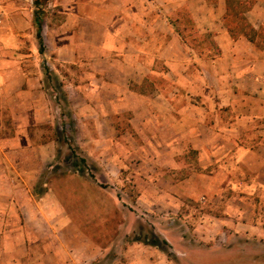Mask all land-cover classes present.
Returning <instances> with one entry per match:
<instances>
[{
    "label": "crops",
    "instance_id": "crops-1",
    "mask_svg": "<svg viewBox=\"0 0 264 264\" xmlns=\"http://www.w3.org/2000/svg\"><path fill=\"white\" fill-rule=\"evenodd\" d=\"M235 4L244 5L254 35H232ZM57 5L45 15L59 18L52 31L45 19L40 30L41 45L47 39L54 51L47 64L85 71L64 75L70 121L60 124L55 96L54 105L44 99V67L7 82L5 99H14L0 112L8 129L0 134V264L98 261L109 234L126 226L122 202L133 209L127 230L135 218L146 220L183 264H264V0ZM185 18L191 29L182 31ZM189 31L210 42L190 40ZM61 125L73 130L85 163L98 167L96 179L135 183L130 202L122 186H94L73 169L52 132ZM62 164L65 171L53 168ZM199 193L198 206L191 198ZM189 208H200L199 216L190 219ZM173 219L187 234L164 226Z\"/></svg>",
    "mask_w": 264,
    "mask_h": 264
},
{
    "label": "rangeland",
    "instance_id": "rangeland-1",
    "mask_svg": "<svg viewBox=\"0 0 264 264\" xmlns=\"http://www.w3.org/2000/svg\"><path fill=\"white\" fill-rule=\"evenodd\" d=\"M41 5L36 6L32 4V0H0V112L3 110L4 107H6L8 104H12V100L14 98H11V100L5 99V88L7 86V82L14 79V77H17L20 75V70H26L25 72H28L29 74H33L36 72L38 68H47L46 72V78L44 77L43 70H42V78L45 79L44 84L47 83L48 86H46V93L48 96L44 97V99L49 103V105H54L53 101V95L55 96V99L57 103L59 104L60 108L62 109V116L64 117H58L56 116V120L58 124H60L59 119L65 120L66 122L70 121L69 116L66 114L68 113V107H69V101L66 97V91L64 89V83L65 76L68 77L69 75L74 77L75 75L78 78H81L80 75L83 71H85V67L81 65H71V64H63L58 68V72L51 69L50 64H47V61L50 62L51 57L54 55V51L50 47L51 41H47V39L44 40V44H39L37 38H36V27L34 25L33 17L35 14H37L41 20V26L44 25V19L45 15L47 13H51L53 9H56L58 6V0H47L44 3V0H40ZM63 1H60L62 3ZM49 3V4H48ZM55 4V6L53 5ZM244 8V5L235 4L234 10H235V18H231L229 23H235L234 26L235 29H237L236 33H232V35L238 36L241 33L244 35H254L250 31H248V25L246 24V21L244 20L243 16L240 14L242 9ZM115 12V11H114ZM111 22L114 24L116 23V12L111 13ZM59 18L53 17L51 14L47 16V19H45V22L49 24V30L48 32L52 31L53 28V22L54 20H58ZM64 18H62V21ZM178 27V26H177ZM180 28V26H179ZM182 31L190 30V22L186 20V18L183 21V26H181ZM42 30V27H41ZM44 33V31H43ZM42 31H40V37L41 34H43ZM193 34V35H192ZM190 40L196 41L197 39H202L203 41L210 42L209 36H203V37H197L196 34L191 33L190 31L187 33ZM45 36V35H44ZM257 40L260 39V36H257ZM51 52V53H50ZM49 72V73H47ZM51 76H54L52 78ZM12 83V82H11ZM139 89L141 91H148L150 89L149 82H142L139 85ZM41 101H43L41 99ZM7 127L2 126L0 127V134L4 133L7 134ZM46 131L48 135L49 129L47 128L43 130ZM52 131V130H51ZM53 135L55 132H57V135L59 137V141L61 145H63V154L64 150L72 151L71 160H76V163L78 164L77 170L81 173H83V176H86L88 179L92 181V184L94 186H101L106 187L109 186L113 188L114 186L117 187H123L126 190V193L128 196L124 197L128 202H130L133 199V194L135 193V183H132L130 178H127L126 180L123 179L121 183H117L114 185H111L109 183L103 184L101 182V178L98 177L97 179L94 177V172L98 170L94 163L92 161H89V163H79L78 160L81 159V151L77 147L74 141V133L73 130H69L67 128L66 130L61 125V128L59 129H53ZM68 146V148L66 147ZM62 152V151H61ZM60 152V153H61ZM63 154H61L63 156ZM61 156V157H62ZM95 166V167H93ZM59 168L61 171L66 170V165H56L53 168ZM52 168V170H54ZM50 178V174H45L43 177H37L36 182H38V186H40L39 182L40 180H44L45 182L48 181ZM42 188V187H41ZM118 192L117 190H115ZM121 194L120 192L117 193ZM195 198H191L192 200H195V204L198 206L200 204H205V202L199 203L197 199L201 196L205 198V194L199 193L195 194ZM123 206L126 207L125 210V220H126V226L122 227L119 231L120 234H116L117 232L112 231L110 236H113V241L109 242L107 244V249L102 257L99 258L97 261H93L92 264H183L182 263V257L180 255H174V252L171 249L170 243H168L169 247L167 248L168 252H170V256L166 255L164 251H162L160 248L143 243L145 241V237L148 236V231L151 230L157 235L161 236L163 239L164 237L154 229V227L147 222L146 220H138V218H135L134 227L132 230H127V223L132 220V215L128 213V210H131V207L127 203H123ZM192 201H189V205H192L193 207H196ZM191 209V208H189ZM194 210V211H193ZM191 211L194 213H191L189 215L190 219H194L195 216H199V213L201 212V209L192 208ZM188 212V209L185 211ZM197 213V215H196ZM181 219V216H178ZM167 224L164 225L166 227H173L177 230V232L182 231L183 234H187L189 231L188 227H186V224L183 222L184 225H181V221L178 219L173 220H166ZM188 226V225H187ZM126 231V232H125ZM125 232V233H123ZM182 233H178L179 235H182ZM134 238H137L136 240ZM149 238V237H148ZM150 239V238H149ZM165 240V239H164ZM170 242L174 245V247L179 246V241L176 238H173ZM135 245L134 249L128 250V245ZM153 248L155 251V254H150L145 251H143V248ZM135 250V251H134ZM148 250V249H147ZM139 252V253H138ZM191 263V261L189 260Z\"/></svg>",
    "mask_w": 264,
    "mask_h": 264
},
{
    "label": "trees",
    "instance_id": "trees-1",
    "mask_svg": "<svg viewBox=\"0 0 264 264\" xmlns=\"http://www.w3.org/2000/svg\"><path fill=\"white\" fill-rule=\"evenodd\" d=\"M45 1L46 0H44V3H45ZM32 4H34L36 6H40L41 2H40V0H32ZM33 21H34V25L36 27V38H37L39 44H41V37H40L41 20L37 14L34 15ZM44 70L47 71V68H44ZM55 137H56V140L59 141V137L57 135V132H55ZM71 156H72V151H70V154H69V156L66 157V159H70V165L73 167V169L75 171H77L78 174L83 175V173H81V171L79 172L77 170L78 164L76 163V160H73V161L71 160ZM78 162L82 163V164H83V162L85 163L83 158L79 159ZM93 167H95V166H93ZM134 239L136 240L137 238H134ZM145 241L146 242H143V243H147V244L156 246V247L160 248L162 251H164V253L166 255H168V256L171 255L170 252H168V250H167L169 245L166 242V240H164L161 236L157 235L153 231H151V230L148 231V236L145 237Z\"/></svg>",
    "mask_w": 264,
    "mask_h": 264
},
{
    "label": "built area",
    "instance_id": "built-area-1",
    "mask_svg": "<svg viewBox=\"0 0 264 264\" xmlns=\"http://www.w3.org/2000/svg\"><path fill=\"white\" fill-rule=\"evenodd\" d=\"M197 201H198L199 203L205 202V198H204L203 196H201V197H199V198L197 199Z\"/></svg>",
    "mask_w": 264,
    "mask_h": 264
}]
</instances>
